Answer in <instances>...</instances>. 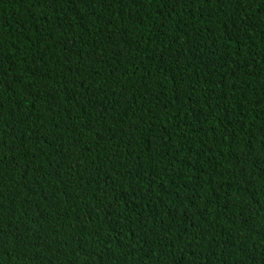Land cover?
I'll return each instance as SVG.
<instances>
[{"label":"trees","instance_id":"obj_1","mask_svg":"<svg viewBox=\"0 0 264 264\" xmlns=\"http://www.w3.org/2000/svg\"><path fill=\"white\" fill-rule=\"evenodd\" d=\"M0 264H264V0H0Z\"/></svg>","mask_w":264,"mask_h":264}]
</instances>
